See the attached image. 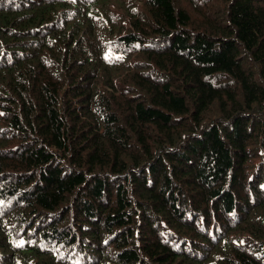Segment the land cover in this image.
Masks as SVG:
<instances>
[{
  "label": "trees",
  "instance_id": "obj_1",
  "mask_svg": "<svg viewBox=\"0 0 264 264\" xmlns=\"http://www.w3.org/2000/svg\"><path fill=\"white\" fill-rule=\"evenodd\" d=\"M0 264H264V0H0Z\"/></svg>",
  "mask_w": 264,
  "mask_h": 264
}]
</instances>
